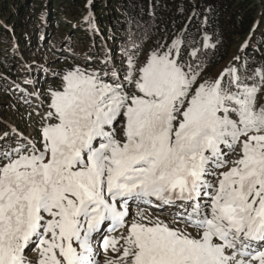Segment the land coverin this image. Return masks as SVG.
<instances>
[{
  "label": "snow or ice",
  "instance_id": "6c2138e0",
  "mask_svg": "<svg viewBox=\"0 0 264 264\" xmlns=\"http://www.w3.org/2000/svg\"><path fill=\"white\" fill-rule=\"evenodd\" d=\"M198 15L13 82L35 134L0 122V264H264V62L210 74Z\"/></svg>",
  "mask_w": 264,
  "mask_h": 264
},
{
  "label": "trees",
  "instance_id": "16d2710c",
  "mask_svg": "<svg viewBox=\"0 0 264 264\" xmlns=\"http://www.w3.org/2000/svg\"><path fill=\"white\" fill-rule=\"evenodd\" d=\"M86 3L88 0H0V77L6 82L0 83V89L11 87L3 61L22 74L27 70L26 63L38 68L42 58L39 49L45 51L50 45L58 53L65 51L66 44L84 61L86 55L96 53L94 43L99 46L106 42L115 51L129 28L170 30L174 24L186 22L194 7L199 14L194 24L202 25L210 36L220 37L217 47L209 50L208 71L227 65L235 56L257 64L264 62V0H91L95 24L100 29L95 37L83 21ZM54 29L57 32L48 42ZM110 35L113 38L105 41ZM73 39L80 48L74 47ZM27 43L33 47L29 52L24 49Z\"/></svg>",
  "mask_w": 264,
  "mask_h": 264
},
{
  "label": "rangeland",
  "instance_id": "374dc122",
  "mask_svg": "<svg viewBox=\"0 0 264 264\" xmlns=\"http://www.w3.org/2000/svg\"><path fill=\"white\" fill-rule=\"evenodd\" d=\"M56 32L57 29H54V32L52 31L49 33L48 42H50L51 37L54 36ZM72 41L74 43V47L78 48V43L75 42L74 39ZM73 43L71 42L72 45ZM66 45L64 48L65 51H60L58 53L53 52L50 45L46 47L45 51L39 49V56H42V58L39 62L40 64L38 63V68L33 69V65L30 66V63H26L27 70L25 73L22 74L17 72L18 69L14 68L10 62L3 61L4 65L2 67L5 72L6 78L10 81L11 87L8 88L7 86H5L3 87L4 89H0V122L6 121L9 124L15 125L20 130L24 131L25 134H35L33 128L29 127L30 121L27 118V113L30 111V108L27 104L23 102L22 99L25 94L16 90L13 86V82H15L16 84H20L21 87H26L29 92L34 91L36 89L44 91L49 87L50 84L56 85L58 81L54 80L52 76L53 71L59 70L65 66L70 65L73 59H75L77 63H83L82 59H80V55L74 54L70 50L71 47H67ZM15 46L19 47V44L16 43ZM24 49L29 52L33 49V47L32 45L27 43ZM224 66L225 65L215 70L209 71V73L213 74ZM31 70H35L36 72H33ZM4 78L2 76L0 77V83L4 84ZM25 79H32L35 83V89L31 85H24L23 81ZM31 100L32 107H35L36 104L39 103V100L35 97H31Z\"/></svg>",
  "mask_w": 264,
  "mask_h": 264
}]
</instances>
